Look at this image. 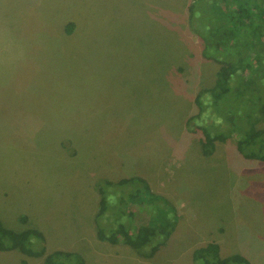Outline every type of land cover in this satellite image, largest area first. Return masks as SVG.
<instances>
[{"label": "rangeland", "instance_id": "obj_1", "mask_svg": "<svg viewBox=\"0 0 264 264\" xmlns=\"http://www.w3.org/2000/svg\"><path fill=\"white\" fill-rule=\"evenodd\" d=\"M193 1L0 0L1 226L85 264H193L208 242L264 264V160L244 158L237 134L203 155L193 125L218 123L189 119L220 66L189 25ZM101 193L124 213L98 216ZM152 204L165 243L150 256L98 235ZM42 262L0 251V264Z\"/></svg>", "mask_w": 264, "mask_h": 264}, {"label": "trees", "instance_id": "obj_2", "mask_svg": "<svg viewBox=\"0 0 264 264\" xmlns=\"http://www.w3.org/2000/svg\"><path fill=\"white\" fill-rule=\"evenodd\" d=\"M188 13L189 25L202 38L203 55L220 63L214 84L200 90L195 98L199 102L198 113L189 118L195 119L201 112H207L218 123V126L201 125L198 129L193 125V132L200 129L203 133L199 138L203 155L210 154L216 142H224L237 134L236 148L244 158L264 160V129L255 126L264 117V0H194L188 6ZM72 25L67 22L65 30L68 32ZM201 95L206 99L201 100ZM63 143L67 145L68 141ZM128 180L120 179L117 183ZM108 199L101 193L97 215L110 207L116 209L115 216L122 215L124 210L110 206ZM119 203L126 205L123 200ZM150 209V214L142 211L141 220L133 219V213L128 211L132 218L121 222L109 235L99 228L98 235L112 243L132 240L139 254L150 256L165 243L164 225L159 220L164 209L154 210L153 204ZM35 239L44 243L43 234L36 229L14 231L0 225V251L19 250L27 256H43L42 264H85L74 252L57 249L45 253L44 246H33ZM192 260L193 264H250L238 254L221 257L215 242L196 247Z\"/></svg>", "mask_w": 264, "mask_h": 264}]
</instances>
